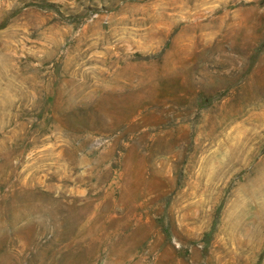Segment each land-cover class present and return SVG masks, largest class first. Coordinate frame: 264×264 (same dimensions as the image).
<instances>
[{
	"label": "rangeland",
	"instance_id": "obj_1",
	"mask_svg": "<svg viewBox=\"0 0 264 264\" xmlns=\"http://www.w3.org/2000/svg\"><path fill=\"white\" fill-rule=\"evenodd\" d=\"M0 264H264V0H0Z\"/></svg>",
	"mask_w": 264,
	"mask_h": 264
}]
</instances>
